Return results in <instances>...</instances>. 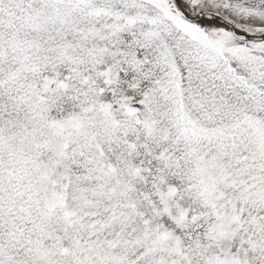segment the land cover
<instances>
[{
	"label": "snow or ice",
	"instance_id": "1",
	"mask_svg": "<svg viewBox=\"0 0 264 264\" xmlns=\"http://www.w3.org/2000/svg\"><path fill=\"white\" fill-rule=\"evenodd\" d=\"M0 264H264V0H0Z\"/></svg>",
	"mask_w": 264,
	"mask_h": 264
}]
</instances>
